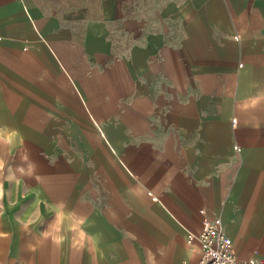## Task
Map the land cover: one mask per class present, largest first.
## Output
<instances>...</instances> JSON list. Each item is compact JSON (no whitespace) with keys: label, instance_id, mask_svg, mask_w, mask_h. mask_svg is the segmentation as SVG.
I'll list each match as a JSON object with an SVG mask.
<instances>
[{"label":"crops","instance_id":"crops-1","mask_svg":"<svg viewBox=\"0 0 264 264\" xmlns=\"http://www.w3.org/2000/svg\"><path fill=\"white\" fill-rule=\"evenodd\" d=\"M213 217L264 256V0H0V264H196Z\"/></svg>","mask_w":264,"mask_h":264},{"label":"built area","instance_id":"built-area-1","mask_svg":"<svg viewBox=\"0 0 264 264\" xmlns=\"http://www.w3.org/2000/svg\"><path fill=\"white\" fill-rule=\"evenodd\" d=\"M187 237L188 244L194 241L199 246L201 255L196 264H264V256L247 261L237 260L231 251V241L224 234L223 223L218 217L203 219L201 230Z\"/></svg>","mask_w":264,"mask_h":264},{"label":"bare ground","instance_id":"bare-ground-1","mask_svg":"<svg viewBox=\"0 0 264 264\" xmlns=\"http://www.w3.org/2000/svg\"><path fill=\"white\" fill-rule=\"evenodd\" d=\"M233 249V248H232Z\"/></svg>","mask_w":264,"mask_h":264}]
</instances>
